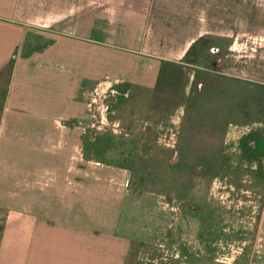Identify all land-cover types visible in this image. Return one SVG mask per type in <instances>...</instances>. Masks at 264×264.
Returning a JSON list of instances; mask_svg holds the SVG:
<instances>
[{"label":"rangeland","instance_id":"1","mask_svg":"<svg viewBox=\"0 0 264 264\" xmlns=\"http://www.w3.org/2000/svg\"><path fill=\"white\" fill-rule=\"evenodd\" d=\"M252 2L264 7V0ZM250 12L248 24L219 27L232 31L226 37L192 43L163 73L164 90L162 71L153 94L119 90L122 81L107 76L82 98L75 120H41L39 130L37 121H21L19 135L17 120L1 125L0 119V160L16 163L0 168L1 187L16 193L23 171L17 162L40 159L42 167L25 168L27 186L40 171L48 192L57 176L58 204L84 203L91 260L103 255V239L107 257L111 251L108 229L118 217L108 195L120 190L127 203L121 238L115 237L122 264L136 257L139 264H229L242 252L263 264L264 220L256 215L264 210V16L258 8ZM2 90L0 79V96ZM2 110L0 99V116ZM103 220L105 234L98 232Z\"/></svg>","mask_w":264,"mask_h":264},{"label":"crops","instance_id":"2","mask_svg":"<svg viewBox=\"0 0 264 264\" xmlns=\"http://www.w3.org/2000/svg\"><path fill=\"white\" fill-rule=\"evenodd\" d=\"M252 1L0 0V79L5 89L0 96L1 125L17 120L19 135H24L26 126L21 121H37L33 130H39L41 120H75L84 106L82 98L87 99L89 90L107 76L122 81L116 86L119 90L145 89L153 94L162 71L164 90L168 77L163 73L174 66L171 63L185 57L192 43L202 38L226 37L232 31L219 27L248 24L252 8L260 9L264 16V7ZM259 38L264 39V34ZM171 40L175 41L173 47ZM20 162L17 167L23 169L22 181L16 193L6 191L1 187L4 182H0V264H122L115 238L120 237L122 212L127 207L122 192L108 195L114 200L111 212L118 217L108 229L114 235L111 251L107 257L103 239V255L91 260L93 229L84 203L59 205L58 177L54 176L45 192L38 180L40 171L32 173L34 186L28 187L25 168H40L42 161L34 157ZM15 165L10 159L0 160L1 169ZM3 173L1 170V180ZM259 180L264 182V177ZM127 196L132 214L135 194ZM103 198L107 199V195ZM258 215L263 221L264 210ZM168 223L165 221L162 227H169ZM101 224L103 228L99 226L98 232L105 234L106 220ZM183 243L177 241L175 246L183 247ZM249 259L248 263L253 264L252 257Z\"/></svg>","mask_w":264,"mask_h":264},{"label":"flooded vegetation","instance_id":"3","mask_svg":"<svg viewBox=\"0 0 264 264\" xmlns=\"http://www.w3.org/2000/svg\"><path fill=\"white\" fill-rule=\"evenodd\" d=\"M243 253H244V252H242V254H241L238 258L234 259V262L229 263V264H236V263H239V262H238L239 259L242 261V263L249 264V263H248L249 257H247L245 254L243 255ZM183 256L185 257V256H189V255H183ZM201 256H202V255L197 256V257H201ZM201 258H203V257H201ZM246 258H247V259H246ZM135 260H136V259H135ZM137 261H138V259H137ZM214 261L217 262L218 259H214ZM138 264H139V263H138Z\"/></svg>","mask_w":264,"mask_h":264}]
</instances>
